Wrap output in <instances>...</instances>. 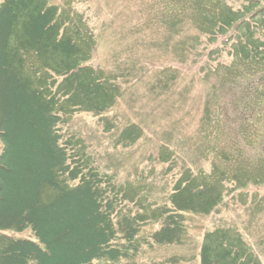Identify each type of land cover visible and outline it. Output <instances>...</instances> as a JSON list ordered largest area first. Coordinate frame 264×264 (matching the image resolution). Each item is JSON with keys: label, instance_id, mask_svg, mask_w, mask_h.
<instances>
[{"label": "rangeland", "instance_id": "374dc122", "mask_svg": "<svg viewBox=\"0 0 264 264\" xmlns=\"http://www.w3.org/2000/svg\"><path fill=\"white\" fill-rule=\"evenodd\" d=\"M6 1L0 0V11ZM260 1L197 0L186 10L178 0H45L56 9L64 31L78 36L90 56L86 65L91 78L102 83L110 98L101 113L92 111V102L86 107L68 103L72 111L59 126L62 142L89 170L104 177L114 195L120 192L122 215H146L135 250L116 264H201L206 236L221 237L222 232L245 249L252 264H264V171L247 172V184L242 168H232L240 182L218 187L223 199L210 214L178 213L171 201L185 171L211 172V156L199 131L206 103L238 114L234 102L239 89L231 91L230 85L242 64L236 31L227 35L229 42L224 37L212 39V44L202 31L216 27V10L224 17L248 19L252 29L263 28L264 0ZM185 11L192 14L182 16ZM252 42L249 38L251 47ZM194 46L197 50L191 51ZM234 58L231 70L217 74L209 69L218 63L230 65ZM30 62L35 78L61 83L42 61ZM231 130L239 139L237 130ZM263 149L264 144L246 151L254 159ZM3 150L0 141V156ZM165 212L181 214L177 220L183 229L177 242L158 245L155 235L166 225ZM7 237L30 239L33 233L0 230V247ZM121 238L118 245L124 244Z\"/></svg>", "mask_w": 264, "mask_h": 264}, {"label": "trees", "instance_id": "16d2710c", "mask_svg": "<svg viewBox=\"0 0 264 264\" xmlns=\"http://www.w3.org/2000/svg\"><path fill=\"white\" fill-rule=\"evenodd\" d=\"M194 1L178 0L179 7ZM215 15L216 27H206L202 34L212 44L224 37L229 42L227 35L236 31L242 64L230 85L231 91L239 89L234 102L238 114L218 107L223 119L216 106L206 103L199 131L212 169L196 175L190 169L183 173L171 196L178 213L210 214L223 199L218 187L240 182L232 168H242L245 177L250 170L264 171V149L254 159L246 151L264 144V26L255 30L248 19L240 20L238 15L226 19L217 10ZM32 59L42 61L53 76L62 78L61 83L35 78ZM89 60L78 36L64 31L56 9L45 0L6 1L0 11V141L4 146L0 230L31 231L33 237H7L0 247V264H116L135 250L146 215H122L120 192L114 195L115 189L111 190L104 177L89 170L62 142L59 126L72 111L70 105L86 107L92 102V111L101 113L109 103L105 87L91 78ZM235 61L209 69L226 72ZM231 128L237 130L239 139ZM165 215L166 225L155 235L158 245L177 242L183 229L177 220L181 214ZM119 235L124 244H117ZM220 235L206 236L201 264H252L245 249L234 245L227 232Z\"/></svg>", "mask_w": 264, "mask_h": 264}]
</instances>
